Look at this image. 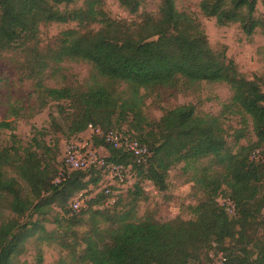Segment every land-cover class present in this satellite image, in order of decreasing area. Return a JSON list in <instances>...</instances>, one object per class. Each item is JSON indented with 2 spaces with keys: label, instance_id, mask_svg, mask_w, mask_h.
<instances>
[{
  "label": "trees",
  "instance_id": "1",
  "mask_svg": "<svg viewBox=\"0 0 264 264\" xmlns=\"http://www.w3.org/2000/svg\"><path fill=\"white\" fill-rule=\"evenodd\" d=\"M118 1L131 15H137L145 2ZM159 1L158 17L146 14L129 23L111 18L102 0H86L84 7L65 11L60 7L68 8L74 0H0V56L14 52L23 56L18 71L22 80L34 83L35 106L44 110L56 103L66 115L67 131L63 134L52 117L54 127L68 137L81 135L90 126L101 130L103 135L93 141L108 151L110 163L128 167L133 159L105 143L109 132L137 140L152 154L146 165L134 166L135 184L114 204L107 206L110 196L103 190L71 214V203L79 194L102 189L101 172L69 171L60 160V141L46 142L44 130H37L27 146L15 134L12 145H3V131L15 128L12 122H0V264H17L32 238L39 244L58 242L68 251L69 260L57 264H211L217 258H226L227 264H264V157L254 156L257 151L264 155L263 81L246 78L225 52H215L202 23L178 10L176 0ZM257 3L201 0L200 10L217 26L238 24L252 36L258 29L264 34ZM72 22L79 28L63 32L53 48H41L42 26ZM94 25L99 26L97 31H85ZM68 61L89 64L91 82L81 88L48 86L45 80ZM202 82L230 87L233 95L225 111L239 116L243 125L232 136L225 128L224 112L200 116L195 106L182 105L167 110L159 121L144 116L148 94ZM130 116L129 130H122ZM249 121L256 141L238 145L234 152L227 139L234 137L237 144L247 139ZM204 159L218 169L205 171L196 180L206 199L192 208L194 219L159 222L152 213L138 217L144 194L141 178L164 191L174 166ZM221 194L234 202V214L218 203ZM126 198L129 203L119 210ZM51 214L57 229L70 234L74 242L46 229ZM83 226L86 230L79 233L76 229ZM259 229H263L261 237ZM36 264H43L42 255Z\"/></svg>",
  "mask_w": 264,
  "mask_h": 264
},
{
  "label": "rangeland",
  "instance_id": "2",
  "mask_svg": "<svg viewBox=\"0 0 264 264\" xmlns=\"http://www.w3.org/2000/svg\"><path fill=\"white\" fill-rule=\"evenodd\" d=\"M103 8L111 18L119 21L135 22L140 21L146 14L158 17L159 0H145L137 15H131L123 7L118 0H102ZM86 0H74L68 8L61 6L60 9L65 11L75 10L84 7ZM201 0H176L177 8L185 11L198 19L206 31L209 38L211 48L218 53L225 52L229 59L234 60L239 71L248 79L261 78L264 85V34L262 29H258L252 36L243 33L238 24L229 25L227 27H219L215 19H209L203 16L200 10ZM256 16L264 19V0H258ZM76 23L67 24H50L40 28V46L44 51L53 48L57 39L61 34L70 29H78ZM98 25L90 26L85 29L97 31ZM24 60L23 56L18 52L4 53L0 56V122L9 121L13 123L14 131L4 130L1 136L3 145H12V134H15L17 140L27 146L37 133L36 131H45V140L53 145L54 140H59L60 160L64 158V153L68 145L72 141L83 142L92 137V133L81 134L78 136H67L63 134L67 131L65 118L57 108L56 103H51L44 110H40L36 104V95L34 83L30 80H22L18 71V65ZM59 69V73H52L45 80L50 87L59 84L72 88L84 87L91 82L92 68L85 62H64ZM53 72V71H52ZM51 73V72H50ZM123 86L120 91L123 92ZM144 93V92H143ZM232 91L225 83H208L202 82L197 86L187 88L180 85L175 89H161L152 94H148L145 104L142 107L144 116L149 121H159L167 110L174 109L182 105H193L198 115L217 116L222 114L225 120V128L229 130L230 136L236 130L243 128L242 120L239 116L230 114L226 110V106L230 104L232 99ZM11 112L19 114L17 117L10 115ZM52 117L58 120V130L53 125ZM132 122L130 116L129 122L122 123V130H129ZM252 124L249 121L247 139L241 140L238 144L234 137L227 139L229 146L234 152L238 151L241 145H247L249 142L256 141V137L252 132ZM136 133V132H135ZM134 133V134H135ZM137 134V133H136ZM239 145V146H238ZM102 155L105 153L102 151ZM254 157V156H253ZM63 162V161H62ZM210 159H204L197 164L187 166L184 163L174 166L169 172L166 181V189L164 191L157 190L150 181L145 178L140 179V186L144 194H142L137 213L138 217H143L147 213H152L154 218L159 222H167L180 218L183 220H192L195 216L192 208L198 203L205 200L206 197L199 191L196 180L202 176L205 171L212 172L217 170ZM100 190L91 188L88 190V199L99 194ZM225 195L221 194L217 199L218 203L224 202ZM88 202V201H87ZM85 203L84 208L88 205ZM129 203V198L123 201L119 206V210ZM219 203V204H220ZM111 203L107 206H111ZM56 208V207H55ZM100 209V208H99ZM55 212H60L58 208ZM71 214H76L71 211ZM264 215V213H263ZM38 217L35 216L34 220ZM45 227L49 232L56 231L61 238H65V242H74V238L70 234H65L63 230H58L55 224V214L47 216ZM87 226L77 228L81 233L86 230ZM259 236H263V229H259ZM226 246H229L228 244ZM79 252L82 247L78 248ZM43 257V264H57L61 260H69V253L58 242L49 245L47 243L39 244L37 238L30 239L26 244L25 254L18 260L17 264H36L39 256Z\"/></svg>",
  "mask_w": 264,
  "mask_h": 264
},
{
  "label": "built area",
  "instance_id": "3",
  "mask_svg": "<svg viewBox=\"0 0 264 264\" xmlns=\"http://www.w3.org/2000/svg\"><path fill=\"white\" fill-rule=\"evenodd\" d=\"M89 131L92 133L91 139L83 142L72 141L68 145L62 161L71 172L90 169L99 170L103 178V187L100 191L104 190L105 194L110 196L108 204L115 203L117 196L129 190L135 184L136 176L132 171L134 166L146 165L150 161L152 154L146 145L141 144L137 140L122 136L116 132H109L104 136L105 143L116 149L124 150L132 156L133 160L128 167L107 162L108 156L101 153L105 148L95 145L93 141L94 136L103 135L102 131L94 130L92 126H90ZM254 156L257 160L264 157L259 151ZM87 195L88 192L79 194L71 203L70 209L73 212H80L89 200ZM220 205L229 214H234L236 210L234 202L228 198ZM211 264H227V259L217 258Z\"/></svg>",
  "mask_w": 264,
  "mask_h": 264
},
{
  "label": "crops",
  "instance_id": "4",
  "mask_svg": "<svg viewBox=\"0 0 264 264\" xmlns=\"http://www.w3.org/2000/svg\"><path fill=\"white\" fill-rule=\"evenodd\" d=\"M85 133H89V131H87V132H85ZM85 133H83V134H85ZM103 152L105 153L104 155H107L108 156V151L105 149V150H103Z\"/></svg>",
  "mask_w": 264,
  "mask_h": 264
}]
</instances>
